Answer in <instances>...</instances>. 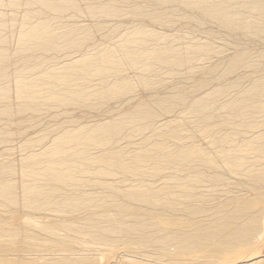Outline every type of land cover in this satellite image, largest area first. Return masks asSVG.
Instances as JSON below:
<instances>
[{"label":"bare ground","instance_id":"obj_1","mask_svg":"<svg viewBox=\"0 0 264 264\" xmlns=\"http://www.w3.org/2000/svg\"><path fill=\"white\" fill-rule=\"evenodd\" d=\"M263 240L264 0H0V264Z\"/></svg>","mask_w":264,"mask_h":264},{"label":"rangeland","instance_id":"obj_2","mask_svg":"<svg viewBox=\"0 0 264 264\" xmlns=\"http://www.w3.org/2000/svg\"><path fill=\"white\" fill-rule=\"evenodd\" d=\"M79 20H80V21H84V22H86L87 24H90L89 21H88L87 19H79ZM258 251H259L258 256H260V257H264V240H263V242L261 243V247L258 249Z\"/></svg>","mask_w":264,"mask_h":264}]
</instances>
